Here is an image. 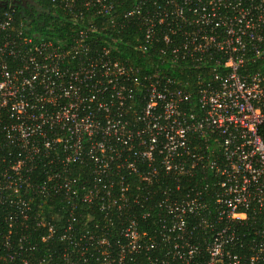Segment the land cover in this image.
<instances>
[{"label":"built area","instance_id":"2783aa9c","mask_svg":"<svg viewBox=\"0 0 264 264\" xmlns=\"http://www.w3.org/2000/svg\"><path fill=\"white\" fill-rule=\"evenodd\" d=\"M13 1L0 264H264V0H51L70 29L48 33ZM127 29L145 69L121 55Z\"/></svg>","mask_w":264,"mask_h":264},{"label":"trees","instance_id":"16d2710c","mask_svg":"<svg viewBox=\"0 0 264 264\" xmlns=\"http://www.w3.org/2000/svg\"><path fill=\"white\" fill-rule=\"evenodd\" d=\"M2 1V0H0ZM83 0H78L77 4H81ZM141 1V0H118V2L116 3V8L115 10H117L118 12L120 11H127V10H131L133 7L136 6V4ZM13 5L16 8V10H18V17H25L27 19V21H29L31 23L32 27V31H39V32H44V33H48L49 31V26L54 25L55 26V30L57 31H66L69 30V26H68V20L66 18V14L63 10H66L63 6L59 5V4H55L53 3L51 0H14L13 1ZM149 6H153L152 4H150ZM0 10H4V4H0ZM100 21V20H99ZM134 33V31L132 30H126L122 36L117 35L118 38H123L125 40L128 41V44L125 43H119L118 47L121 50V55L125 56V57H130L133 59H136L135 62H137V64L140 67H143L145 69V67L148 66V63H146L143 57V54H141V52H137L134 51L131 47L132 45H134V39H137V35L134 34H130ZM141 34V32H140ZM100 37H102L100 35ZM131 44V45H130ZM131 46V47H130ZM157 59V56L154 57V61ZM153 65L151 64V66H149L148 68H152ZM148 71V70H147ZM178 77L183 78L184 80H195L193 77V75H188L185 73H181V72H177L175 73ZM76 173V172H75ZM77 177H80L82 174L79 175V173L75 174ZM64 205V203H62V197L60 196L57 200H56V208L58 210V215L64 216L65 219L66 217L68 218V215L66 213H62L59 211V209ZM88 206L85 207V210L82 209V206H79V210L75 212V215L78 216L79 219L84 220V216H87L88 214L96 216L97 218H101L103 215H105L103 212H100L99 210L96 209V206H93L92 208L90 207L89 211H88ZM117 222V220L115 221ZM57 223L59 224L60 222L57 221ZM95 221L92 222H88V224L90 226L94 225ZM141 225L143 227H147L148 225H146V222H141ZM252 227H255L257 229H264V225H263V221L262 220H256L253 224ZM250 227L249 231L250 232V241L254 240L253 238H255V233H254V228ZM252 230V231H250ZM258 239H263V238H258Z\"/></svg>","mask_w":264,"mask_h":264}]
</instances>
